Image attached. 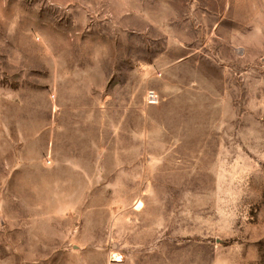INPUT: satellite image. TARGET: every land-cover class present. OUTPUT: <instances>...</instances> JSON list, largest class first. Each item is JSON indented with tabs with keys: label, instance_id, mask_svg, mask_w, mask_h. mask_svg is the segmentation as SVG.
<instances>
[{
	"label": "rangeland",
	"instance_id": "rangeland-1",
	"mask_svg": "<svg viewBox=\"0 0 264 264\" xmlns=\"http://www.w3.org/2000/svg\"><path fill=\"white\" fill-rule=\"evenodd\" d=\"M0 264H264V0H0Z\"/></svg>",
	"mask_w": 264,
	"mask_h": 264
},
{
	"label": "built area",
	"instance_id": "built-area-1",
	"mask_svg": "<svg viewBox=\"0 0 264 264\" xmlns=\"http://www.w3.org/2000/svg\"><path fill=\"white\" fill-rule=\"evenodd\" d=\"M147 100L150 104H155L158 101V95L154 91H150L147 94Z\"/></svg>",
	"mask_w": 264,
	"mask_h": 264
},
{
	"label": "bare ground",
	"instance_id": "bare-ground-1",
	"mask_svg": "<svg viewBox=\"0 0 264 264\" xmlns=\"http://www.w3.org/2000/svg\"><path fill=\"white\" fill-rule=\"evenodd\" d=\"M139 206H140V205H139ZM139 206H138V207H139Z\"/></svg>",
	"mask_w": 264,
	"mask_h": 264
}]
</instances>
